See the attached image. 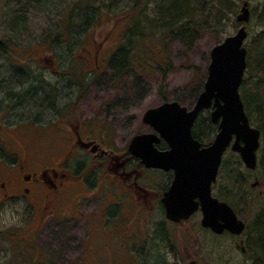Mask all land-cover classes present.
<instances>
[{
    "label": "rangeland",
    "instance_id": "rangeland-1",
    "mask_svg": "<svg viewBox=\"0 0 264 264\" xmlns=\"http://www.w3.org/2000/svg\"><path fill=\"white\" fill-rule=\"evenodd\" d=\"M159 1L148 3L142 15L144 26L156 16ZM181 1L183 4L180 3L179 7L182 4L184 9H181L185 12L202 5V0ZM226 1L234 11L224 20L214 18L213 22L220 23L217 27L213 26L210 31L200 34H190L193 31L191 25H187V31L175 29L182 31L177 33L185 36L183 38H177L164 30L167 38L147 39L143 44L148 46V55L137 57L138 61L132 70L117 77L109 68L108 60L123 41L124 24L121 22H113L103 15L84 36L75 38L76 42L63 43L54 50L48 40L59 31L62 15L76 0H40V3L31 0H0V43H6L9 47L8 52L0 55V155H5V147L12 144L16 147L12 151L20 149L33 153L34 163L43 164L51 159L58 161L66 155L75 134L83 139L88 137L90 148L98 146L117 152L118 147L128 143L134 135L150 133V127L142 121L147 110L165 102H177L187 109L192 108L207 77L211 49L226 37L234 35L241 26L247 31L244 41L247 50L254 37L264 32V0ZM245 9L248 10V18L239 21ZM185 12L178 20L181 25L189 23L188 19L183 18ZM136 31L139 33L142 30ZM161 33L163 29L155 30L157 37ZM136 37L141 38L140 35ZM64 39L70 40V37ZM165 45L175 70L168 72L163 81L162 73L156 66L164 61ZM69 49L73 50L72 54L69 51L67 53ZM95 56L97 65L94 63ZM23 64L29 72L26 78L32 79L34 86L46 90L55 87L58 90V93H54L56 111L35 107L29 110L28 102L17 109L11 108L4 91L13 84L12 79L19 80L20 69L17 67ZM75 79L84 81H80L78 87L76 83L71 84ZM202 116L209 117V112L204 111ZM256 117L254 115L250 119L255 128L258 124ZM215 131L207 144L211 143ZM85 152L89 153L90 158ZM74 154L80 156V175L87 176V160L90 161L93 155L85 150ZM256 155L257 167L249 171L237 153L227 150L222 157L217 180L212 186L214 197L225 198L236 207L249 234L254 232L259 221L264 223L263 134ZM7 162L10 163V160L7 159ZM89 177L100 178L104 175L102 172L99 176L93 173ZM171 177L172 174L161 175L157 172L144 175L148 184L159 183L161 187H166ZM254 183L258 184L252 187ZM153 188L155 191L160 189L156 186ZM104 193L108 194V190ZM148 200L142 205L143 217L138 223L133 222L132 226L133 232L144 237L143 242L133 246L131 253L118 247L112 248L110 253L104 252L106 257L115 259L113 264H130L128 254H131L135 264H188L192 260L199 264H264L259 258L261 262L255 260L251 249L253 244L250 242L252 237H246L249 251L243 255L235 247L237 239L230 235L215 236L203 229L199 212L186 222L171 224L160 212L158 203L151 197ZM2 209L0 264H20L18 252L22 250L16 247L10 232L22 213L18 212L20 217L16 218L10 211ZM86 231L89 233L90 229L86 228ZM160 233L162 235L159 238L157 235ZM64 236L65 233L61 234L60 239ZM39 255L38 250L33 251V256L38 258ZM46 264H55V261ZM62 264L72 263L66 261Z\"/></svg>",
    "mask_w": 264,
    "mask_h": 264
},
{
    "label": "flooded vegetation",
    "instance_id": "flooded-vegetation-1",
    "mask_svg": "<svg viewBox=\"0 0 264 264\" xmlns=\"http://www.w3.org/2000/svg\"><path fill=\"white\" fill-rule=\"evenodd\" d=\"M94 63H97L96 56ZM133 137L115 152L111 148H90L88 137L83 139L75 134L62 159H51L43 164L33 162L32 152L12 151L16 148L12 144L5 147V155H0V209L10 211L16 218L20 217L18 212L22 213L10 232L16 247L22 250L18 252L20 264H46L51 260L55 264L66 261L113 264L115 259L106 257L104 252L110 253L112 248L118 247L131 253L133 246L143 242L144 237L133 232V222L138 223L143 217L142 205L150 197L158 203L163 214L161 200L171 185L173 173L145 168L141 159L129 152ZM205 145L207 143H201V147ZM154 146L159 151L168 149L164 141ZM80 150L93 155L87 160V176L80 175V156L74 154ZM84 154L90 158L89 153ZM101 172L104 177H89L93 173L99 176ZM147 172L172 174V177L166 187H161L159 183L145 181ZM154 186L160 189L155 191ZM106 190L108 194L104 193ZM86 228L90 229L89 233ZM246 230L241 236L225 232L212 234L237 239L235 247L244 255L249 251ZM35 250L40 252L38 258L33 256ZM128 256L130 264H135L131 254ZM188 264L199 263L192 260Z\"/></svg>",
    "mask_w": 264,
    "mask_h": 264
},
{
    "label": "water",
    "instance_id": "water-1",
    "mask_svg": "<svg viewBox=\"0 0 264 264\" xmlns=\"http://www.w3.org/2000/svg\"><path fill=\"white\" fill-rule=\"evenodd\" d=\"M247 18L245 9L238 20ZM246 37L241 26L211 49L203 90L191 109L165 102L147 110L142 121L154 133L138 134L129 143V152L140 158L145 168L173 172L161 200L165 219L180 223L199 211L201 227L217 235L240 236L245 230L233 209L211 193L224 152L229 148L237 153L248 170L257 166L260 132L251 126L239 94L247 66ZM211 108L210 121L217 125V133L210 145L201 147L192 129L199 114ZM161 141L168 146L166 151L154 146Z\"/></svg>",
    "mask_w": 264,
    "mask_h": 264
},
{
    "label": "trees",
    "instance_id": "trees-1",
    "mask_svg": "<svg viewBox=\"0 0 264 264\" xmlns=\"http://www.w3.org/2000/svg\"><path fill=\"white\" fill-rule=\"evenodd\" d=\"M30 1V0H28ZM34 3H40V0H31ZM152 0H76L71 6L66 9L67 11L62 15V19L59 26V31L55 33L52 39L48 40L49 45L58 49L63 43H74L75 38H81L94 24L105 15L113 22H121L124 24V37L120 47L109 58L108 66L115 76L120 77L127 70H132L136 61V58H143L148 55V46L143 43L149 38H160L164 40L167 38V33H171L177 38H183L185 36L179 35L174 31L180 29L183 31L188 30L187 25H191L193 31L190 34H200L202 32H208L214 26H218L220 23L214 20L220 18L224 20L232 13L233 7L227 3L226 0H211L205 2L202 0V5L193 8L190 12L183 11L182 1L177 0H160L157 4L156 16H153L152 22H149L146 26L143 23V13L148 8V3ZM42 2V1H41ZM174 2V3H173ZM124 3V4H123ZM181 4L182 7H179ZM121 8H118L121 6ZM264 7V4H263ZM183 8V9H181ZM170 10V11H169ZM185 12L183 18L188 19V24L181 25L180 15ZM167 14L170 18L167 19ZM210 14L212 16L210 17ZM163 29L161 36L157 37L155 34L156 29ZM135 30H142L135 33ZM140 35L141 38L136 36ZM66 36L70 37V40L64 39ZM193 36V35H192ZM47 40L44 41L46 43ZM9 47L6 43H0V55L8 52ZM73 53V50H67V53ZM164 61L157 63V68L162 73L161 77L165 80L166 74L170 71H174V67L170 62L169 54L167 53L166 45L164 46ZM247 66L245 75L240 86V97L246 112V115L250 121L254 115L257 116L258 122L257 129L261 136L264 135V32L259 33L254 37L247 50ZM26 65H21L19 68L20 76L19 80L12 79V85L5 88V95L7 100L11 104V108L17 109L24 103L27 104L28 109L33 107L37 109L48 108L49 110L56 111L54 93H58L55 87L49 89H40L38 86L32 84V79L26 78L29 75ZM14 78V77H13ZM71 84H77L83 82L84 79L74 80ZM5 83V80L3 81ZM2 82V83H3ZM26 82V83H25ZM36 82V81H35ZM3 83V84H4ZM86 83V81H85ZM1 84V83H0ZM14 90H18L14 92ZM45 90V91H44ZM26 107V108H27ZM215 127L210 123L209 117L202 116V113L198 116L194 127L192 129L193 137L201 143H206L210 140V136L214 134ZM223 202L228 203L233 210L237 213L235 206L225 199H220ZM246 237L250 236V242L253 244V255L256 261L259 259L264 261V223L258 222L254 232L249 234L246 230ZM161 237V233L157 235ZM251 246V245H250ZM252 248V247H251ZM259 258V259H257ZM261 262V261H259Z\"/></svg>",
    "mask_w": 264,
    "mask_h": 264
}]
</instances>
